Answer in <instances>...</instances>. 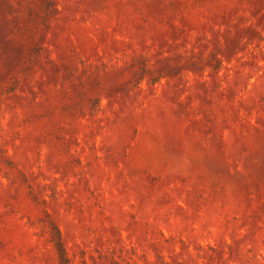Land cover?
<instances>
[{"label":"rangeland","instance_id":"rangeland-1","mask_svg":"<svg viewBox=\"0 0 264 264\" xmlns=\"http://www.w3.org/2000/svg\"><path fill=\"white\" fill-rule=\"evenodd\" d=\"M0 264H264V0H0Z\"/></svg>","mask_w":264,"mask_h":264}]
</instances>
